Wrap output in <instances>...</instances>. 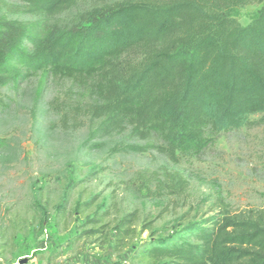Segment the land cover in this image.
I'll return each mask as SVG.
<instances>
[{
	"label": "trees",
	"instance_id": "1",
	"mask_svg": "<svg viewBox=\"0 0 264 264\" xmlns=\"http://www.w3.org/2000/svg\"><path fill=\"white\" fill-rule=\"evenodd\" d=\"M13 1V14L35 20L7 19L0 0V84L39 75L40 97L49 79L75 82L92 99L89 139L128 132L135 141L114 152L198 158L219 134L264 115V0H127L72 29L49 20L79 0ZM250 3L262 7L241 26L238 10ZM135 221L128 214L112 229L117 249ZM104 228L88 233L105 237ZM136 253L147 264H264V207L150 238Z\"/></svg>",
	"mask_w": 264,
	"mask_h": 264
},
{
	"label": "rangeland",
	"instance_id": "2",
	"mask_svg": "<svg viewBox=\"0 0 264 264\" xmlns=\"http://www.w3.org/2000/svg\"><path fill=\"white\" fill-rule=\"evenodd\" d=\"M124 1L79 0L49 23L72 29L81 15ZM2 2L7 19L35 20ZM261 7L239 8L237 22L248 25ZM38 82L0 84V264H147L136 252L150 238L264 207V115L174 163L154 151L114 152L135 142L128 132L89 139L92 99L66 79H49L38 97ZM131 213L135 233L119 250L112 229ZM101 226L105 237L88 233Z\"/></svg>",
	"mask_w": 264,
	"mask_h": 264
}]
</instances>
